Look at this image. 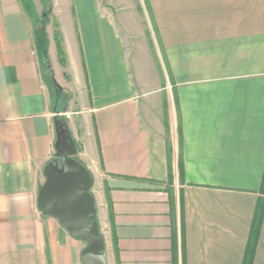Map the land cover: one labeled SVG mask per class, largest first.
Segmentation results:
<instances>
[{"label": "crops", "instance_id": "1", "mask_svg": "<svg viewBox=\"0 0 264 264\" xmlns=\"http://www.w3.org/2000/svg\"><path fill=\"white\" fill-rule=\"evenodd\" d=\"M48 6L0 0V264H82L37 206L56 118L106 264H264V0Z\"/></svg>", "mask_w": 264, "mask_h": 264}, {"label": "water", "instance_id": "2", "mask_svg": "<svg viewBox=\"0 0 264 264\" xmlns=\"http://www.w3.org/2000/svg\"><path fill=\"white\" fill-rule=\"evenodd\" d=\"M76 154L69 132L56 128L55 159L44 170L45 182L37 206L43 215L55 218L71 237L86 243L82 264H106L104 240L90 193L92 178L75 159Z\"/></svg>", "mask_w": 264, "mask_h": 264}, {"label": "trees", "instance_id": "3", "mask_svg": "<svg viewBox=\"0 0 264 264\" xmlns=\"http://www.w3.org/2000/svg\"><path fill=\"white\" fill-rule=\"evenodd\" d=\"M23 9L25 10L26 14L30 17V18H35L36 17V13H35V8H34V4H33V0H18ZM46 4H49V0H43ZM50 14V11L46 13V17H48ZM58 54L60 56V59H62L63 61V53L61 51V49L59 48L58 46ZM58 127H61L65 130L68 131L67 129V122L66 120L62 119V120H59V119H55V128H58Z\"/></svg>", "mask_w": 264, "mask_h": 264}, {"label": "rangeland", "instance_id": "4", "mask_svg": "<svg viewBox=\"0 0 264 264\" xmlns=\"http://www.w3.org/2000/svg\"><path fill=\"white\" fill-rule=\"evenodd\" d=\"M35 1H36V3H37L36 5H37V10H38V11H37L38 13H36V10H35L36 17H37V16L40 17V18H41V17H44V16L46 17V13L50 11V10H49V6H48L49 4H46V3L43 1V2L45 3V6L42 7L41 4H39V1H40V0H35ZM142 1H145V0H142ZM33 4H34V0H33ZM34 8H35V6H34Z\"/></svg>", "mask_w": 264, "mask_h": 264}]
</instances>
